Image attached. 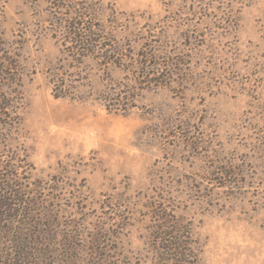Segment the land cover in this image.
<instances>
[{
	"label": "rangeland",
	"instance_id": "obj_1",
	"mask_svg": "<svg viewBox=\"0 0 264 264\" xmlns=\"http://www.w3.org/2000/svg\"><path fill=\"white\" fill-rule=\"evenodd\" d=\"M0 208V264H264V0H0Z\"/></svg>",
	"mask_w": 264,
	"mask_h": 264
},
{
	"label": "trees",
	"instance_id": "obj_2",
	"mask_svg": "<svg viewBox=\"0 0 264 264\" xmlns=\"http://www.w3.org/2000/svg\"><path fill=\"white\" fill-rule=\"evenodd\" d=\"M73 4L74 3H72L69 13L70 21H62V23L65 24L64 28L66 29V36L69 45V47L63 48V50H67L69 54H73V56L77 58H87L97 54L99 49H97V46L95 45L96 41L93 40L94 32L91 24L86 25L83 21L85 18L80 19L82 14L81 11H86V9L81 10L77 5ZM109 61L110 60L108 59V62ZM54 96L55 98L62 97L57 94ZM181 244H183V246L170 243L167 249H164L163 253L165 254V262H169L170 264H195V262H193L191 251L186 247V243Z\"/></svg>",
	"mask_w": 264,
	"mask_h": 264
}]
</instances>
